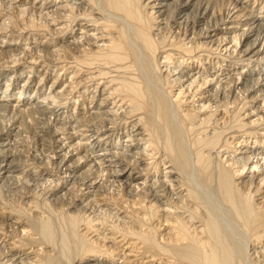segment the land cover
Segmentation results:
<instances>
[{"label":"bare ground","instance_id":"6f19581e","mask_svg":"<svg viewBox=\"0 0 264 264\" xmlns=\"http://www.w3.org/2000/svg\"><path fill=\"white\" fill-rule=\"evenodd\" d=\"M26 1L0 0V264H264L263 11Z\"/></svg>","mask_w":264,"mask_h":264},{"label":"rangeland","instance_id":"374dc122","mask_svg":"<svg viewBox=\"0 0 264 264\" xmlns=\"http://www.w3.org/2000/svg\"><path fill=\"white\" fill-rule=\"evenodd\" d=\"M31 1H33V0H27L26 3H29V2H31ZM38 1H40V0H38ZM263 1H264V0H256V2H255V0H254V1H253V0H249V2H248V3H249V8H248V9L251 10V9L254 8V9L256 10V12H259V11L262 12V11H263V13H264V8H263V7H264V4H263ZM252 2H253V4L250 5V3H252ZM254 2H255L256 4H255ZM258 2H259V3H258ZM256 5H257V6H256ZM247 6H248V5H247ZM260 7H261V8H260ZM254 9H253V10H254ZM259 9H260V10H259ZM27 14H28V15H27ZM22 15H24V14H22ZM29 15H31V14L26 13L25 16H22V18L25 20V23H27V19H31V17H33L31 20L34 19L35 21L33 20V23H34V24H37V25H34L35 28L33 27V29H32V27H29V26H28V23H27V24H23L24 26L22 27V22H21L22 20H20L19 23L17 22L18 25H21V26H19V29H22V33H21L22 36L24 35V33H27V32H30V33H29L30 38H32V36H34V35H36L37 37H41V38H42V36H44V35H48V36H52V37H54L55 41L53 40V42L55 43V45H57V44H58V45H62V44L64 43V38L66 37V36L64 35V33H58V34H52V33H51V35H50V33H49L50 31H49V30H51V31L53 30V29H52V28H53L52 25H48V26L46 25V27H47V28H46V27H45V24H39V23H41L42 21L40 22V20H39L37 17H36V19H35V16H31V17H29ZM22 18H21V19H22ZM213 18H214V17H213ZM37 19H38V23H36V22H37ZM15 20H16V19H15ZM38 25H39L40 27H39ZM37 26H38V27H37ZM24 27L27 28V29H25ZM28 27H29V28H28ZM37 28H38V29H37ZM16 30H17V29H16ZM7 33L9 34L10 32H7ZM14 34H15V33H14ZM181 37H182V35H181ZM196 41H197V40H196ZM61 51H62V50H61ZM61 51H60V52H61ZM62 52H63V51H62ZM62 52H61V53H62ZM215 52H216V51H215ZM216 54H217V53H216ZM209 56H211V58L215 59V61H216V60H219V58H217V57H218V54H217V56L214 55V54H213V55L210 54ZM55 58H56V61H54V59H53V60L51 61V63L49 62L50 69H51V70H50V71H51L50 73H54V72L56 71L57 74L59 73L58 75L61 76V77L59 76L61 79H62V77H63V81H64V80L66 79V78H64V77L67 76V78H68V77L70 76V75L66 74L67 71H68V70H67V67H68L67 65H68V64H67V62H65V60H64L63 58H59L60 60L57 59L58 56H55ZM185 58H186V57H185ZM216 58H217V59H216ZM61 59H63V60L61 61ZM57 60H59V61H57ZM63 61H64V62H63ZM66 61H67V60H66ZM63 65H64L65 67L62 68V69H63V71H62V69H61L60 67L63 66ZM55 66H57V67H55ZM232 66H233V64H232ZM17 67H18V66H17ZM64 68H65V69H64ZM53 69H54V70H53ZM58 69H61V70L58 71ZM56 72H55V73H56ZM63 72H65V74H64ZM60 73H61V74H60ZM62 73H63V74H62ZM11 75H12V74H11ZM31 75H32V74H31ZM63 75H64V76H63ZM68 80H69V79H68ZM68 80L66 79V81H64V82H67ZM88 84H89V85H88ZM91 84H92V85H91ZM85 85H86V86H77V87H78L80 90L83 89V90L86 92V93H85V94H86L85 96L87 97V96H89V94H91V93L94 91V90H92V89H94V88H91V87H94L95 83H93V82H89V83H88V82H87V84L85 83ZM71 87H73V88L75 87V88H76V86H73V85H72ZM84 87H85V88H84ZM75 88H74V89H75ZM87 88H88V89H87ZM90 89H91V90H90ZM70 90H71V88H70ZM76 90H77V91H76ZM76 90L73 91V96H72V93L69 94V95L67 94L68 96H67V95H66V96H67L68 98H70V99L72 98L71 100H73V99L75 100V99L77 98V96L79 95V92H78L79 90H78L77 88H76ZM87 91H88V92H87ZM71 92H72V90H71ZM74 92H78V93L76 94V93H74ZM87 93H89V94H87ZM70 95H71V96H70ZM78 99H79L78 101L81 100L79 97H78ZM197 103H198V102H196L195 105H197ZM55 110H57V108H56ZM115 116H117V115H114V117H113V116L111 117V121L113 122V120H114V122H115V121L117 120V122L115 123V125H114V123H111V122H110L109 126H110V128L113 129V130L111 129V132L113 131V132L115 133V135H119L120 133H122V132L125 131V128H124V127H125V126H124L125 124H124V122H123V121H124V118H122V120H120L121 117H119V118H120V119H119L120 121H119L118 119H114V118H116ZM119 116H120V115H119ZM217 117H219V116H217ZM117 118H118V116H117ZM96 122H99V121H96ZM122 122H123V123H122ZM104 123H106V122H104ZM108 123H109V121H108ZM119 123H120V124H119ZM99 124L101 125L102 123H101V122L97 123V125H99ZM111 124H112V125H111ZM100 125H99V126H100ZM107 126H108V125H107ZM109 126H108V127H109ZM113 126H114V127H113ZM127 128H128V127H127ZM120 129H121V130H120ZM98 134H99V133H98ZM97 136H98V135H97ZM32 141H33V142H32ZM28 143H30V144H27V145H30V146L32 147V148H31V147L29 146V148H28V146H26V148L28 149V152L30 153V151H31V153H30L29 155L32 154L31 157H33V156L35 155L34 158H36V157L39 158L38 156H39V154H40V153H39V152H40V148H39V149H36L34 146H32V145L34 144V140L29 139ZM33 147H34V148H33ZM48 148H49V149H48ZM29 149H31V150H29ZM33 149H34V150H33ZM44 149H45V150H44ZM44 149H41V150H42V151H45V152H44L45 154H47V153L50 152L49 154H50V156H52L51 153H53V150H54V144L50 143V144H49L47 147H45ZM46 151H47V152H46ZM33 154H34V155H33ZM36 155H37V156H36ZM29 160H30V159H29ZM51 160H52V162H50V163L48 164V168H49L48 170H52L53 172H56L58 166H57L56 163H55V164H56V165H55L54 162H53V161H55L56 159H52V158H51L50 161H51ZM30 161H31V160H30ZM35 163H36V162H35ZM35 163H34V164H35ZM38 163H39V162H38ZM38 163H37V165H38ZM54 166H55V167H54ZM90 195H92V194H91V192H89L88 190H86V189H85V190H82V193H81V197H82V199H84L86 196H90ZM91 197L93 198V195L90 196L89 199H91ZM40 198H41V197H40ZM42 198H43V197H42ZM248 248H252V246L249 245ZM251 252H252V250H251ZM249 264H250V263H249Z\"/></svg>","mask_w":264,"mask_h":264}]
</instances>
